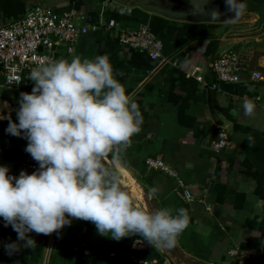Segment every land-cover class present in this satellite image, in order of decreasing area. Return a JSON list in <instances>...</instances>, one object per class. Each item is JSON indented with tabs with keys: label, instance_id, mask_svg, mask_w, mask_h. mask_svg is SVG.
<instances>
[{
	"label": "crops",
	"instance_id": "crops-1",
	"mask_svg": "<svg viewBox=\"0 0 264 264\" xmlns=\"http://www.w3.org/2000/svg\"><path fill=\"white\" fill-rule=\"evenodd\" d=\"M104 1L0 0V25L46 4L59 15L77 11L88 24L113 20L129 30L150 28L163 43L162 56L176 65L159 67L147 52L122 46L116 32L106 29L85 35L72 53L60 47L56 59L109 56L115 78L143 117L131 146L119 160L112 158L123 177L120 186L145 210L185 208L188 226L171 249L135 251L134 241L143 238L114 241L98 235L91 222L72 219L59 234L29 233L34 246L7 255L4 244L15 241L17 234L0 220V264H264V0H254L251 14L226 25L175 22L139 12L123 16L106 11ZM231 50H251L250 70L259 71L263 79L254 82L245 73L239 83L220 82L212 65ZM195 70L205 86L188 76ZM245 102L255 105L251 117L242 114ZM9 118L16 121V116L0 120V165L18 176L23 167L38 164L24 151L26 139L5 133ZM218 128L225 129L234 148L217 154L210 142ZM158 157L178 174L194 202L174 192L175 180L146 167L148 158ZM153 187L155 195L149 192ZM81 241L86 247L76 251ZM235 248L262 251L256 261L242 262L232 256Z\"/></svg>",
	"mask_w": 264,
	"mask_h": 264
},
{
	"label": "clouds",
	"instance_id": "clouds-1",
	"mask_svg": "<svg viewBox=\"0 0 264 264\" xmlns=\"http://www.w3.org/2000/svg\"><path fill=\"white\" fill-rule=\"evenodd\" d=\"M225 5L233 18L244 10L242 0ZM28 80L31 92L19 94L16 121L9 118L5 133L26 139L24 151L38 167L16 176L0 165V220L17 234L4 244L5 253L32 248L29 233L59 234L72 219L91 222L98 235L114 241L139 236L155 248L175 247L189 223L187 210L135 206L116 171L102 163L110 152L119 160L143 123L109 56L42 58ZM254 110L253 103H243V116Z\"/></svg>",
	"mask_w": 264,
	"mask_h": 264
},
{
	"label": "built area",
	"instance_id": "built-area-1",
	"mask_svg": "<svg viewBox=\"0 0 264 264\" xmlns=\"http://www.w3.org/2000/svg\"><path fill=\"white\" fill-rule=\"evenodd\" d=\"M78 21H83L78 24ZM85 18L77 11H70L59 15L46 4L34 6L24 16L16 20L7 21L0 25V94L5 92H20L32 86L28 74L32 67L42 58L56 59L57 51L62 47L67 53H72L74 47L82 38L98 30L106 29L116 32L119 43L133 50L147 52L150 58L158 63L159 67L174 64L171 58L162 56L163 43L146 25H140L135 30L118 27L115 21L97 22L88 24ZM253 59L252 51L238 52L226 51L216 58L212 65V72L220 82L239 83L242 75L249 73V79L258 82L263 79L262 74L250 70ZM201 85L205 86L203 76L199 70L188 74ZM258 101L261 99L258 98ZM215 153L234 148L228 133L223 128L216 130V139L210 142ZM110 154H112L110 152ZM38 166L28 165L22 170L31 174ZM146 167L149 170L160 171L176 181L174 192L188 203L195 201L194 196L187 189L178 174L162 158H148ZM85 242H80L75 247L76 251H83ZM135 251H147L152 248L143 239L135 240L132 246ZM262 249L240 250L233 249L232 256L242 262L256 261ZM143 264H156L145 262Z\"/></svg>",
	"mask_w": 264,
	"mask_h": 264
},
{
	"label": "water",
	"instance_id": "water-1",
	"mask_svg": "<svg viewBox=\"0 0 264 264\" xmlns=\"http://www.w3.org/2000/svg\"><path fill=\"white\" fill-rule=\"evenodd\" d=\"M252 1L254 0H242L244 10L237 18H233V12L227 11L225 0H105L104 8L106 11L117 12L123 16H131L139 12L154 14L175 22L226 25L237 23L244 19ZM213 11L216 12L215 17L211 15ZM21 92L0 94V120L16 116L17 101ZM102 163L116 171L119 182L123 179L109 153L105 156Z\"/></svg>",
	"mask_w": 264,
	"mask_h": 264
},
{
	"label": "rangeland",
	"instance_id": "rangeland-1",
	"mask_svg": "<svg viewBox=\"0 0 264 264\" xmlns=\"http://www.w3.org/2000/svg\"><path fill=\"white\" fill-rule=\"evenodd\" d=\"M255 1H252V2H250V6H254L255 4ZM253 9V8H252ZM252 9H250V7L248 8V10H247V12H246V14H245V16L247 15H249V14H251L252 13V11H254V10H252ZM263 27H264V23H263Z\"/></svg>",
	"mask_w": 264,
	"mask_h": 264
},
{
	"label": "trees",
	"instance_id": "trees-1",
	"mask_svg": "<svg viewBox=\"0 0 264 264\" xmlns=\"http://www.w3.org/2000/svg\"><path fill=\"white\" fill-rule=\"evenodd\" d=\"M32 89V86L30 88H28L27 90H31Z\"/></svg>",
	"mask_w": 264,
	"mask_h": 264
},
{
	"label": "flooded vegetation",
	"instance_id": "flooded-vegetation-1",
	"mask_svg": "<svg viewBox=\"0 0 264 264\" xmlns=\"http://www.w3.org/2000/svg\"><path fill=\"white\" fill-rule=\"evenodd\" d=\"M125 1H128V0H125ZM159 1V0H158Z\"/></svg>",
	"mask_w": 264,
	"mask_h": 264
}]
</instances>
